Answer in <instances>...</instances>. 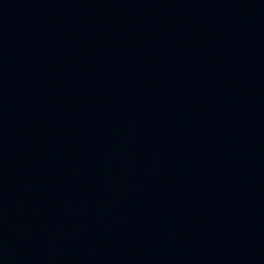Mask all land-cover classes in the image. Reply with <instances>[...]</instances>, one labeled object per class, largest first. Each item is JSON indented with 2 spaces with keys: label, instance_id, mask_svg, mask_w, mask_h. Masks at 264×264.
I'll return each mask as SVG.
<instances>
[{
  "label": "water",
  "instance_id": "obj_1",
  "mask_svg": "<svg viewBox=\"0 0 264 264\" xmlns=\"http://www.w3.org/2000/svg\"><path fill=\"white\" fill-rule=\"evenodd\" d=\"M0 264H264V0H0Z\"/></svg>",
  "mask_w": 264,
  "mask_h": 264
}]
</instances>
